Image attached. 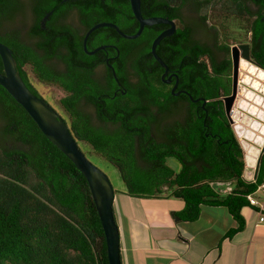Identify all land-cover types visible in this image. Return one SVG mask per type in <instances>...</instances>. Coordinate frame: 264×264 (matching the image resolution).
<instances>
[{
	"label": "trees",
	"instance_id": "16d2710c",
	"mask_svg": "<svg viewBox=\"0 0 264 264\" xmlns=\"http://www.w3.org/2000/svg\"><path fill=\"white\" fill-rule=\"evenodd\" d=\"M197 3L195 8L191 0H141V12L144 17L178 20L180 27L160 41L157 51L169 68L176 69L181 88L193 98L207 100L203 106L185 94L174 97L161 80L163 70L152 59L150 45L166 25L146 26L136 39L124 38L110 27L96 29L87 49L100 44L115 49L88 54L83 50V35L62 23L71 15L85 30L105 21L133 34L138 22L129 0H0V42L12 50L20 77L35 95L44 98L30 74L63 92L59 106L45 100L61 114L78 145L106 158L117 170L125 184L120 202L123 197L181 199L183 206L172 211V217L189 222L199 218L202 206H223L237 222L227 231L229 237L243 229L241 209L251 206L247 195L264 181V154L256 180L246 181L243 151L222 100L231 92L230 60L223 55L222 63L210 59L201 64L199 52L208 51L206 47L181 45L194 42L192 28L182 17L184 9L192 4L203 20L207 16L206 11L201 13L203 2ZM263 16L253 25V58L264 68ZM162 47L169 48L170 60ZM106 51L125 93L113 95L118 85L104 61ZM99 63L106 65L104 84L94 75ZM128 70L138 78L137 84L128 80ZM0 72H4L1 57ZM180 101L189 113L185 118L170 117L162 129L165 140L154 139L150 122L159 130L157 115L168 113ZM150 106L157 108V114ZM94 117L118 128L107 131L93 124ZM138 135L143 138L140 145L135 143ZM0 140V264H109L88 181L1 85ZM231 181L234 188L222 194L218 185Z\"/></svg>",
	"mask_w": 264,
	"mask_h": 264
},
{
	"label": "water",
	"instance_id": "95a60500",
	"mask_svg": "<svg viewBox=\"0 0 264 264\" xmlns=\"http://www.w3.org/2000/svg\"><path fill=\"white\" fill-rule=\"evenodd\" d=\"M68 1V0H61ZM130 7L134 17L138 22V29L133 34L124 33L119 27L112 22H99L90 27L83 37V49L88 54H94L96 51L103 50L107 45H100L93 50L87 49L88 36L96 29L102 27H110L114 29L119 35L127 39L138 38L143 29L146 26H152L156 24L169 25L168 29L161 31L152 41L150 46L151 54L158 61V63L164 69L161 74V80L164 83H170L171 76L168 73V66L160 58L156 52V47L162 39L170 36L175 30V23L173 20L160 17L151 16L144 17L141 12V0H129ZM51 12H48L42 23L50 16ZM241 57L238 59V48L234 46L232 51V82L231 92L225 95L222 100L224 103V111L230 123H233V119L241 121L240 124L232 126L235 136L239 139L241 149L245 152L243 170V178L250 181L254 176V166H258L260 156L264 151V121L259 118V115L253 116L252 113L245 112L242 108L238 107L237 97L239 84V69L241 60H244L250 64L256 65L254 62H250V56L248 53V45L244 44L240 46ZM0 57L3 62L4 72H0V85L7 90V92L28 112L32 119L37 123L39 129L44 135L56 145L81 171L86 180L88 181L93 200L96 205V209L99 215V219L104 231L105 243L107 248V257L109 264H122L121 261V248H120V232L119 227L114 215V200L115 193L113 186L108 176L91 161H89L82 150L79 148L76 139L71 134L63 117L42 97L35 95L24 83L20 77L16 64L13 58L12 50L0 42ZM260 68V67H259ZM264 71L263 68H260ZM176 77V76H175ZM247 85V84H246ZM173 86L172 91H174ZM176 92L175 94H178ZM189 98L194 101H202V106L205 105V98ZM252 106V105H251ZM239 108L236 110L233 119L229 116L231 108ZM259 111H264V107ZM249 114V115H248ZM249 125V128H247ZM178 219V218H177Z\"/></svg>",
	"mask_w": 264,
	"mask_h": 264
},
{
	"label": "crops",
	"instance_id": "0c3cea01",
	"mask_svg": "<svg viewBox=\"0 0 264 264\" xmlns=\"http://www.w3.org/2000/svg\"><path fill=\"white\" fill-rule=\"evenodd\" d=\"M257 197L258 205L241 209L243 229L229 237L237 222L226 207L202 206L199 218L189 222L172 217L181 199L131 204L123 197L117 217L122 264H264V196Z\"/></svg>",
	"mask_w": 264,
	"mask_h": 264
},
{
	"label": "flooded vegetation",
	"instance_id": "af4514ba",
	"mask_svg": "<svg viewBox=\"0 0 264 264\" xmlns=\"http://www.w3.org/2000/svg\"><path fill=\"white\" fill-rule=\"evenodd\" d=\"M187 1H189V0H187ZM191 1H194L195 8H197V6H198V3H197L198 1H202L203 2L204 6L202 7L201 12H204L205 10H207V13L215 15L218 18H220L221 20L224 19V18L226 19V21L229 20L228 27H229V32H231L230 35H231V41L232 42H230V44L229 43L220 42L221 39L223 38L224 31H223V29H221L219 27V25L210 23V21L208 19V16L204 17L205 19L203 20V18H202L203 16H201V14H199L197 19L191 20L190 18H188L186 16V14H184L183 16L181 14V16L184 19V23L187 24V25H190V27L192 28L191 29L190 38L194 41L193 43L181 44L183 48H185L186 46H191V44L193 45L194 43H198L199 45H202V46L206 47L208 49V51L199 52L198 61L201 64H202L203 61L206 62V63H209L210 59L213 62L222 63V61L224 59L229 58L230 63H231V75H232V51H231V49L234 46H236L238 48V51H239L238 59H242L240 46L244 45V44H247L248 45V53H249V56H250L249 61L250 62H255L253 57H254V51L256 49V44L254 42V36H253V29H254L253 25H254L256 19L259 16L264 15V2H261V0H191ZM225 2H228L227 3V8L225 7L226 6ZM186 8H188L190 10H193L194 7H192V4H190V6H187ZM196 12L200 13V11L198 9H196ZM71 20H73V17L71 15H66L65 18L63 19L62 23L69 24V26H71V31L74 34H77L79 36L83 35V37H84V35H85V33H86V31L88 29L85 30L84 26H82L79 22L78 23H74ZM171 20H173L174 23H175V30H174V32H175L176 29L178 27H180V25L177 23L178 22L177 19H171ZM235 22H238L239 25L236 26V27L235 26H233V27L230 26L231 23H235ZM261 22H264V16L261 18ZM220 23H222V22H220ZM193 24H195V27H193ZM164 25H166V24H164ZM168 28H169V25H166V27H163V29L161 31H163L165 29H168ZM232 29H236V30H232ZM174 32L172 34H174ZM229 32H228V34H229ZM89 36H88L87 41L90 39V41L92 42V40H94V39L91 40V38H89ZM167 37H169V36H167ZM235 37H238L239 40L238 41H234ZM82 43H83V38H82ZM100 45H107L106 48L115 49V46L111 45V44H100ZM100 45H96L94 48H96V47H98ZM226 45H228V47H229L227 52L225 51L226 50ZM220 46L224 47V48L220 49ZM106 48L103 49V50H106ZM168 49L166 50L164 47H162L161 51L166 55V58L170 60V54H169ZM106 52L107 53H106V56H104V61H105L106 65H107V68H109V70L113 74L114 80L116 81V83L118 85L116 87L113 95H116V93L118 91H121V92L125 93L126 91L122 90V85H121L120 81L118 80V78L115 75L114 68L109 63V61L111 59V57H109V51H106ZM156 52L160 56V58L162 59L161 55L157 51V47H156ZM150 53H151V51H150ZM173 54H174L173 58L176 59L178 56L174 52H173ZM185 55H187L189 57H192L191 55H189L187 53ZM223 55H225L224 59H223ZM151 57L157 64H159L158 61L154 58V56L152 54H151ZM100 59H102V58H100ZM255 63H257V62H255ZM106 65H104L102 63H99L98 65H96L93 68L94 73H95L94 74L95 77L98 80H100V82L103 83V84L106 82L105 77H104L105 76L104 67ZM166 65H167V63H166ZM159 66L162 68V66L160 64H159ZM102 68L104 69V73H102V71L100 73V69H102ZM162 70L164 71L163 68H162ZM163 71L161 72V74L163 73ZM169 75H172L171 76V81H170V83H165V84H167V86L170 89V92L173 94V96L176 97V98H179V95H181V94H185V95L189 96L190 93L186 89L180 87L179 74L177 73L176 69L169 68V66H168V73H167L166 78ZM127 77H128V80L131 81L132 83H136V84L138 83V78L136 76H134V74L131 71L128 72V76ZM174 85H176V86H175L174 91H172V88H173ZM147 91H148V89H147ZM176 92H179V93L175 94ZM142 101L144 103L146 102L144 99H142ZM177 104L178 105H176V106H172L169 109L168 113H166V114H158L157 115V118L159 120H161L160 122H158V124L160 126L159 130H156L155 122H153V121L150 122V124H149L150 134L152 135V137L154 139L159 140V141H164L165 140L166 136H164L163 127H164V124L170 119V117H173L175 119H176V117H179V116L182 117V118H185V116L189 113V110H188L189 107L184 105L182 103V101H180V103L177 102ZM150 107L153 110V112L155 114H157L155 112L157 108L153 107V106H150ZM174 111H175V113L172 115V112H174ZM89 113H91V111H89ZM92 122H93V124H96L97 126L102 127L103 129H105L107 131H112L114 129L116 130L118 128V126L116 124L104 123V122L101 123L97 119V117H94ZM142 140H143L142 136L138 135V136H136L135 143H137V145H140V143H142Z\"/></svg>",
	"mask_w": 264,
	"mask_h": 264
},
{
	"label": "rangeland",
	"instance_id": "374dc122",
	"mask_svg": "<svg viewBox=\"0 0 264 264\" xmlns=\"http://www.w3.org/2000/svg\"><path fill=\"white\" fill-rule=\"evenodd\" d=\"M205 11L207 13V10H205ZM201 13H204V12H201ZM184 14H186V16L188 18H190L191 20H195V19H197L198 15L200 13L196 12V11L194 12L193 10L185 8ZM207 14H208L207 16H208L210 23L219 25V27L221 29H223V31H224L223 38L221 39L220 42L230 44V42H232V41H231V35H230L231 32H229V27H228L229 20L226 21L225 18L221 20L220 18H218L215 15H212L209 13H207ZM71 21L76 23V19L71 20ZM219 21L222 23H220ZM28 23L29 22L27 20L25 28L28 27ZM238 25H239V23L235 22V23H231L230 26L236 27ZM232 30H236V29H232ZM228 32H229V34H228ZM24 38H26V36ZM238 40H239V38L235 37L234 41H238ZM30 75H31L30 78H31L32 83L36 86L37 90L41 93V95H43L44 99L46 98L47 100H49L55 107L59 106V98L63 95V92L61 90L57 89L56 86L42 83V82L38 81L32 74H30ZM246 75H247V73L245 70L239 69V81H240V83H239V90H238L237 97L239 96V97H241L240 99L243 100L244 97L241 96L242 91L244 89H250L253 92H254V90H256V92H254V93L256 95H260L264 98V94L260 93L261 92L260 89H264V80H261V79L256 80V81H258V86L256 89H253V88H250V85H246V84L241 82L242 80H244V78H246ZM1 142H2V140H0V145H2ZM5 144L9 145V143H7V142H5ZM78 146L82 150V152L84 153L86 158L89 161H91L94 165H96L98 168H100L108 176V178H109V180L113 186V189L115 190V194H116V198H117L114 202V206L116 209V217H118L119 216V214H118L119 203H120L121 197L123 196V195H121L122 194L121 192H124L125 184L120 180L117 170L114 168V166L106 158L100 157L94 153H90L89 149L86 146H83V145H78ZM234 186H235V184L232 181L231 182H224V183L218 185V189L221 191L222 194H225V193L231 191L234 188ZM216 188H217V186H216ZM256 195L261 196V197L264 196L263 194H261L260 191H258L256 193ZM126 198H128V197H126ZM126 198H125V201L128 200ZM132 198L133 199L130 198L128 200L129 203L132 204L133 202H136V203L140 202L139 198H136V197H132ZM128 201L121 203L122 212H123V208L124 209L128 208V205H127ZM117 220H119V218Z\"/></svg>",
	"mask_w": 264,
	"mask_h": 264
},
{
	"label": "bare ground",
	"instance_id": "6f19581e",
	"mask_svg": "<svg viewBox=\"0 0 264 264\" xmlns=\"http://www.w3.org/2000/svg\"><path fill=\"white\" fill-rule=\"evenodd\" d=\"M240 69L245 70L247 73L246 78L241 82L250 85L253 89H256L258 86V81L256 80H264V71L253 64L241 60ZM260 91V93L264 94V89H260ZM241 96H243L244 99L241 100V97H239L237 102L238 107L242 108L245 112L252 113L255 117L258 114L259 118L264 121V111H259L264 107V98L260 95H256L252 90L248 89H244ZM240 122L241 121L238 120L237 124H240ZM247 128H249V125Z\"/></svg>",
	"mask_w": 264,
	"mask_h": 264
},
{
	"label": "built area",
	"instance_id": "2783aa9c",
	"mask_svg": "<svg viewBox=\"0 0 264 264\" xmlns=\"http://www.w3.org/2000/svg\"><path fill=\"white\" fill-rule=\"evenodd\" d=\"M235 112H236V109L232 108L230 110V112H229L230 117H233ZM235 124H237V120L233 119L232 125H235ZM253 170H254V176L250 180L252 182H254L256 180V175H257V172H258V166L257 167L254 166ZM258 191H260L264 195V182H262L260 185H258V187H257L255 192L250 193V194L247 195V199H248L250 205H254V206L258 205V203H259L258 202V197L256 196V193Z\"/></svg>",
	"mask_w": 264,
	"mask_h": 264
},
{
	"label": "clouds",
	"instance_id": "9594fccd",
	"mask_svg": "<svg viewBox=\"0 0 264 264\" xmlns=\"http://www.w3.org/2000/svg\"><path fill=\"white\" fill-rule=\"evenodd\" d=\"M255 63V62H254ZM256 65L258 66V68L260 67V68H263V67H261L260 65H258L257 63H256ZM264 69V68H263ZM240 83V81H239V77H238V84ZM251 88V87H250ZM248 90H250V89H248ZM254 92H256V90H254ZM232 109V108H231ZM230 109V110H231ZM236 110H239V108L237 107L236 108ZM230 112V111H229ZM230 116V115H229ZM232 119H233V117H231ZM231 124V127L233 126L232 125V123H230ZM233 129V128H232ZM236 137V136H235ZM236 139L238 140V142H239V139L236 137ZM239 145H240V143H239ZM241 147V146H240ZM243 151V150H242ZM264 152V151H263ZM244 154H245V152L243 151V160H244ZM263 154V153H262ZM261 154V155H262ZM261 157V156H260ZM260 161V160H259ZM244 167H245V163H244ZM258 169H259V164H258ZM244 170V169H243ZM257 176V175H256ZM247 181V180H246ZM248 182H252V181H248ZM264 182V181H263ZM262 194V193H261ZM257 196V195H256ZM114 202H115V200H114ZM251 206H254V205H251Z\"/></svg>",
	"mask_w": 264,
	"mask_h": 264
}]
</instances>
